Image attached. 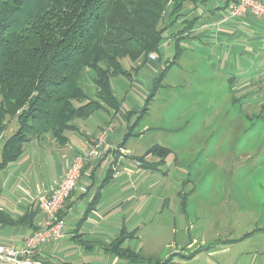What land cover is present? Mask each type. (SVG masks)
I'll list each match as a JSON object with an SVG mask.
<instances>
[{"label": "crops", "instance_id": "0c3cea01", "mask_svg": "<svg viewBox=\"0 0 264 264\" xmlns=\"http://www.w3.org/2000/svg\"><path fill=\"white\" fill-rule=\"evenodd\" d=\"M222 5L224 0L202 3L195 10L185 5L184 13L169 25L175 30L159 44L154 57L144 61L136 72H131V78L123 76L134 87L140 86L135 100H130L129 95L120 99L112 88L119 102L115 112L100 108L89 116L74 119V127L64 132L63 141L49 135L50 139L46 141V135L23 143L17 158L0 170V244L19 246L28 235L43 227V216L36 205L37 197L46 194L67 170L72 158L84 153L99 130L111 124L113 129L108 136V148L99 156H90L86 160L76 188L63 204L62 215L66 222L63 235L55 242L41 245L27 258L32 264H206L210 261L208 255L206 261H202L200 256L218 241L210 243L211 246L192 241L181 245L182 240H176L174 232V243L169 245L173 252L165 254V257H156L153 245L144 241L139 245L137 242L148 203L153 205L149 206L148 212L153 213L160 202L163 208L168 200L190 195L193 190L188 187L195 182L188 172L174 183L168 180V176L160 179L167 171L159 174L157 170L142 167L138 160L151 146L158 144L171 150L161 166L178 164V156L186 146L173 149L162 142H153L142 154H135L136 151L128 144L129 139L133 135H141L148 127L144 125L136 132L132 129L131 134L128 127H132L138 117L153 78L173 58L175 45L179 51L177 64L183 63L194 70L197 69L194 61L199 59L202 68L210 69L208 83L201 84L200 89L206 90L209 86L213 89L207 97L202 94L199 98L188 97L189 104H204L215 109L202 117L189 114L177 117L169 126L173 135L184 132L185 140L189 141L192 137L189 127L195 129L196 126L205 138L216 135L223 129L217 124L223 116L216 109L219 105H236L237 117L241 112L243 118L257 117L264 112V21L251 15L222 21ZM195 17L197 20L188 29L182 34L177 33L187 24L186 20ZM125 98L136 106L131 110L123 109ZM255 108H258L257 112ZM96 113L100 115L95 117ZM134 116V121L129 124ZM228 116L231 115L228 113ZM210 119L211 124L207 126ZM88 121H92L91 128ZM123 128L126 132L121 135ZM2 144L0 136V151ZM144 160L155 161L157 158L148 153ZM45 165L49 176L43 175ZM107 173L109 176L105 180ZM79 187L86 190L81 191ZM124 252L129 253L130 258L123 256ZM0 264L13 263L3 258Z\"/></svg>", "mask_w": 264, "mask_h": 264}, {"label": "trees", "instance_id": "16d2710c", "mask_svg": "<svg viewBox=\"0 0 264 264\" xmlns=\"http://www.w3.org/2000/svg\"><path fill=\"white\" fill-rule=\"evenodd\" d=\"M211 1L0 0V134L7 128V120L16 123L2 144L0 170L32 138L49 135L60 142L65 140L64 132L74 127V119L100 108L115 112L119 102L110 79L131 78V72L158 51L169 25L184 13L186 4L195 10ZM236 2L224 0L221 9L224 12ZM196 20H186L189 25L177 33L182 34ZM176 47L171 61L153 78L138 117L128 127L129 134L163 86L168 69L178 58ZM122 59L131 63L128 69ZM87 74L96 88L93 95L85 93L81 85ZM259 116L264 118V113ZM170 152L156 144L138 160L142 167L158 171ZM148 153L157 160H144ZM123 256L130 258L127 252Z\"/></svg>", "mask_w": 264, "mask_h": 264}, {"label": "rangeland", "instance_id": "374dc122", "mask_svg": "<svg viewBox=\"0 0 264 264\" xmlns=\"http://www.w3.org/2000/svg\"><path fill=\"white\" fill-rule=\"evenodd\" d=\"M174 30L169 27L161 43ZM194 62L197 66L194 70L183 63L175 62L171 65L162 81L163 86L158 88L148 106V112L134 126L133 132L142 130L144 125L148 129L129 139L128 144L136 151L135 154H142L153 142H162L173 149L186 146L178 156V164H166L156 172L161 174L167 171L160 179L168 176V180L173 183L181 180L188 172L190 179L195 182V185L188 187L193 190L190 195L168 200L163 208L160 202L158 206L161 210L158 207L149 213L152 203H148L144 208L140 240L137 242L139 245L143 241L153 245L155 256L165 257V254L173 252L169 245H173V233L176 232V240L180 238L181 245L192 241L198 245L205 243L211 246L210 243L218 241L200 256L202 261H206V255L209 256L210 261L206 264H264V118H243L241 112L237 117L236 105L223 104L216 107L223 115L222 121L217 123L223 129L216 135L205 138L198 126L195 129L189 127L192 136L191 139L187 138L189 141L185 140L184 132L173 135L169 126L177 117L184 114L202 117L215 109L214 106L204 104H189L188 97L199 98L200 94L207 97L213 89L212 86L206 90L200 89L201 84L208 83L210 69L202 68L199 59ZM121 63L125 67L131 64L127 59H122ZM88 75H85L81 85L85 93L93 95L96 88L89 81ZM110 83L120 99L129 95L130 100H135L140 93V86L134 87L123 76L112 77ZM127 99H123L122 108L131 110L136 105ZM255 110L257 112L258 108ZM95 115L98 117L100 113ZM91 122H87L90 128ZM15 127V119L7 120L6 130L0 134L1 143L14 132ZM124 132L125 128L121 135ZM44 139L48 141L50 137L47 135ZM43 175H48L46 165ZM253 230L252 235L240 239Z\"/></svg>", "mask_w": 264, "mask_h": 264}, {"label": "built area", "instance_id": "2783aa9c", "mask_svg": "<svg viewBox=\"0 0 264 264\" xmlns=\"http://www.w3.org/2000/svg\"><path fill=\"white\" fill-rule=\"evenodd\" d=\"M246 15L264 21V0H237V2L223 12L222 21L227 19H239ZM154 54H149L153 58ZM111 124L99 130L84 153L75 155L67 170L59 178L58 182L46 193L39 195L36 205L43 216V227L28 235L21 245L13 247L0 244V259L6 258L13 264H32L27 258L41 245L55 242L63 235L65 219L61 216L64 202L76 188L81 177L86 160L90 156H99L101 151L108 148L109 133L112 131ZM85 191V187H79Z\"/></svg>", "mask_w": 264, "mask_h": 264}]
</instances>
